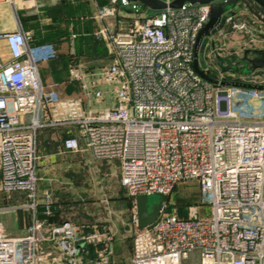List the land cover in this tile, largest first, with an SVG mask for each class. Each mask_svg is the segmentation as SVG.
I'll return each instance as SVG.
<instances>
[{
	"label": "built area",
	"instance_id": "obj_1",
	"mask_svg": "<svg viewBox=\"0 0 264 264\" xmlns=\"http://www.w3.org/2000/svg\"><path fill=\"white\" fill-rule=\"evenodd\" d=\"M228 1H185L147 16L136 2L106 0L100 17L122 9L134 14L124 29L97 31L109 41L112 59L81 88L103 99L101 85H107L115 101L97 112L85 110L81 98L61 99L41 82L38 46L30 44L20 25L0 31L8 50L7 59L0 56V189L25 194L28 202L20 206L29 210L22 235H8L0 225V264H108L113 253L105 236L98 256L85 259L96 235L83 233L67 219L47 220L53 197L37 190V137L48 124L76 127V136L63 138L66 150H78L82 140L94 159L116 162L120 184L133 199L166 196L179 182L196 181L207 210L190 208L181 217L166 212L162 203L158 217L132 235L129 264H184L191 256L195 264H264V119L241 115L231 102L235 94L264 99V89L224 84L264 85V66L250 65L234 77L231 67L199 63L216 83L193 68L196 37L211 7ZM239 2L221 15L217 30L208 36V55L214 51V59L215 51L218 56L223 50L216 46V36L235 30L248 36L247 46L264 51V24H258L264 10L256 5L257 15L239 21L234 11ZM44 46L46 56L56 55L51 44ZM51 104L60 116L46 123L41 110ZM40 213L46 217L39 218Z\"/></svg>",
	"mask_w": 264,
	"mask_h": 264
},
{
	"label": "crops",
	"instance_id": "obj_2",
	"mask_svg": "<svg viewBox=\"0 0 264 264\" xmlns=\"http://www.w3.org/2000/svg\"><path fill=\"white\" fill-rule=\"evenodd\" d=\"M104 5L106 0H12L11 3L0 1V18L4 15L9 20L0 24V31L15 30L20 25L29 36V41L38 46L35 47V52L41 58L38 62L41 82L54 89L61 99L81 98L85 110L91 109L94 112L102 110L89 107L91 98L94 97L86 94L81 84L86 83L112 59L109 41L98 36L97 31L106 27L115 32L118 30L117 19L120 15L134 14L122 9L115 15L100 17L99 11ZM47 44L55 48L56 55L46 56L48 48L44 45ZM226 53L231 54L228 51ZM221 55L224 56L225 52ZM0 56L3 59L8 58V50L3 40H0ZM101 88L105 94L108 93L107 85H101ZM95 100L103 102V99ZM41 111V119L46 123L60 116L59 108L55 104L46 105ZM68 135H77L75 126L48 124L39 129L37 137L40 156L37 190L39 194L49 192L53 197V206L59 210L56 214L52 211L50 218L53 219L50 221L56 223L60 216L63 220L64 217L69 220V212L65 206L67 202L60 197L84 194L86 189L93 194L110 193L122 196L120 194L123 189L116 162L95 159L97 162L93 166L92 161H85V156L81 153L86 151L82 147V140L79 141L80 148L76 151L63 147V138ZM70 171L77 174L85 171L89 174L95 172L99 175H71ZM92 181L103 185L97 188L86 187ZM119 240L116 234L113 239L110 238L113 253L108 256V264H129L131 242L129 251L125 254L126 251L122 249ZM101 247L102 244H89L85 259L96 258Z\"/></svg>",
	"mask_w": 264,
	"mask_h": 264
},
{
	"label": "rangeland",
	"instance_id": "obj_3",
	"mask_svg": "<svg viewBox=\"0 0 264 264\" xmlns=\"http://www.w3.org/2000/svg\"><path fill=\"white\" fill-rule=\"evenodd\" d=\"M220 1L221 0H218V2ZM239 5L240 6L235 7L234 10L235 18L237 20L247 21L249 17L257 15L258 8L256 5L258 4L253 0H240ZM127 10L130 11L129 9ZM137 10L143 12L147 16L157 12L156 10L143 8L139 3H137ZM124 13H127V11H124ZM131 17L132 15L129 13L120 15L117 19L118 30L124 29L129 23ZM7 22H9L7 16L3 15L0 18V24H5ZM258 24L262 25L264 24V21L260 20ZM258 28L259 25H256V29ZM216 30L217 28L215 27L210 33H213ZM216 37V46L219 45L223 48L222 51L225 52V55H221L222 51L218 54L219 57L216 56L217 52L215 51V59L213 56L214 51L208 55L210 51L209 38L204 37L198 52L199 63L206 65V63L209 64L213 61L215 62V65L231 67L230 69L235 71V73H233L235 75L234 77H239L240 73L248 72L251 67L249 60L259 56L253 48L249 47L250 45L247 46L248 44L246 43L248 41V36H246L243 31L235 30L230 34L225 35V37ZM221 43H223V46L220 45ZM242 47H248L249 49H242ZM226 51L231 54H227ZM206 55H208V57ZM244 78L248 80L247 77ZM102 98L103 100L101 101L103 102H97L94 98H91L89 107L96 110H103L106 107H112L115 103L112 95L108 93H104ZM231 102L232 108L241 115L256 116L264 119V99H256L241 94H235L232 96ZM81 153L85 156L84 160L86 161L88 159L92 161V165L94 166L97 161L91 157L90 153L88 151H83ZM70 173L71 175H99L95 172L89 174L87 171L80 174H77L76 172L72 173V171H70ZM101 185L103 184L101 183ZM101 185L97 181H92L90 184L88 183L86 187L91 186V188H97ZM120 195L122 196H115L110 193L100 195L93 194V192L90 193L86 189L84 194H74L60 198L67 202L65 203V206H67V211L69 212V220L83 230V233L96 235L89 244L101 246V244L103 245V237L107 236L113 239L116 234V236L120 238L119 241L122 249H124L126 251L125 254H127L130 247L131 237L137 228V225L134 222L135 207L134 200H131L126 196L124 188ZM149 197L151 201H155L157 195L154 194ZM26 202H28V199L25 194L17 192L5 193L0 189V207L18 206L16 208L0 210V225L8 235H22L25 233L29 221V210L20 205L25 204ZM163 203H165L166 212H174L179 216H187L190 208H198L200 213L208 208L204 206L203 202L198 197L197 183L193 179L179 182L170 194L164 196ZM64 218L66 220L67 217ZM62 220L63 219L60 216L58 221ZM195 263L196 259L192 256L184 261V264Z\"/></svg>",
	"mask_w": 264,
	"mask_h": 264
},
{
	"label": "water",
	"instance_id": "obj_4",
	"mask_svg": "<svg viewBox=\"0 0 264 264\" xmlns=\"http://www.w3.org/2000/svg\"><path fill=\"white\" fill-rule=\"evenodd\" d=\"M139 3L143 8H149L152 10H162L167 7L169 8H178L180 7L185 1L190 3L197 2V3H210L215 0H171L166 2L165 0H127ZM237 0H230L226 3H221L217 5H213L210 9L209 18L203 27L199 30L196 43L194 48V59H193V68L194 70L204 79L216 83L217 81L212 78L209 74H207L199 65L198 60V50L202 39L204 37H208L210 35L211 30L218 24L220 21L221 15L226 12L229 8H231ZM256 4H258L264 10V0H253ZM259 56L254 59H250V63L252 69L259 68L264 66V51H257ZM225 85H235V86H242V87H250V88H257L260 90L264 89V85L259 84H247L243 82H225ZM154 195V194H153ZM156 200L151 201V195H136L134 197V207H135V216H136V225L137 227H143L151 222H153L159 215L161 205L163 203L164 195L156 194ZM56 206H50L49 210L53 211L56 210ZM45 210L44 206L38 207L39 212H43ZM46 215L43 213L39 214V218H45Z\"/></svg>",
	"mask_w": 264,
	"mask_h": 264
},
{
	"label": "trees",
	"instance_id": "obj_5",
	"mask_svg": "<svg viewBox=\"0 0 264 264\" xmlns=\"http://www.w3.org/2000/svg\"><path fill=\"white\" fill-rule=\"evenodd\" d=\"M30 44L33 45V46L35 45V44H33L32 42H30ZM126 196H127V195H126ZM127 197H128L129 199H131V200L133 199V198H131V197H129V196H127ZM58 210H59V208H57L56 210H53V211H54V213L56 214ZM181 217H184V216H181ZM52 219H53V218H52ZM52 219H51L50 217L47 218V220H49V221L52 220ZM58 222H61V221H58ZM88 246H89V244H88Z\"/></svg>",
	"mask_w": 264,
	"mask_h": 264
},
{
	"label": "bare ground",
	"instance_id": "obj_6",
	"mask_svg": "<svg viewBox=\"0 0 264 264\" xmlns=\"http://www.w3.org/2000/svg\"><path fill=\"white\" fill-rule=\"evenodd\" d=\"M0 1H2V0H0Z\"/></svg>",
	"mask_w": 264,
	"mask_h": 264
}]
</instances>
